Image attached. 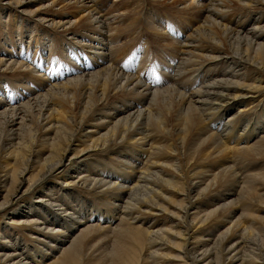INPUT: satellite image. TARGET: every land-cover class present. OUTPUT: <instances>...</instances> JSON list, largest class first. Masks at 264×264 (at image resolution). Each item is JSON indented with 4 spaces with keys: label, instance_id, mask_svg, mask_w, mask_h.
<instances>
[{
    "label": "bare ground",
    "instance_id": "bare-ground-1",
    "mask_svg": "<svg viewBox=\"0 0 264 264\" xmlns=\"http://www.w3.org/2000/svg\"><path fill=\"white\" fill-rule=\"evenodd\" d=\"M106 1L0 0L35 23L0 33V264H264V0H153L186 22L151 10L152 40L118 31L137 3Z\"/></svg>",
    "mask_w": 264,
    "mask_h": 264
},
{
    "label": "rangeland",
    "instance_id": "rangeland-1",
    "mask_svg": "<svg viewBox=\"0 0 264 264\" xmlns=\"http://www.w3.org/2000/svg\"><path fill=\"white\" fill-rule=\"evenodd\" d=\"M102 1H104V3H105V1L106 0H102ZM109 1L110 0H107L106 1V3H109ZM123 1H128L127 3H126V5H130V4H133V3H137V5L139 6V9H137V11L136 12H132V14H131V17H130V20L129 21H125V22H123L122 23V25H121V27H119L118 28V31L121 33V35L122 36H124L125 38H126V36L127 35H130V34H132V33H134L135 34V36H136V38L137 37H139V36H141V37H147L149 40H152L153 39V37H152V33L150 32V31H146L147 29H146V26H145V23L143 22V23H141L143 20H142V18L144 17V16H148V14H154V12H151V10L153 11V10H155V14H156V17H157V19L159 20V21H161V22H165V20L167 21L168 20V18L170 19H174V21H176V22H181V23H185L186 22V19L182 16V15H180L179 13H177V12H173L174 11V9L172 8V7H169V6H171L170 4H166L165 2L163 3V2H160V1H158V2H154L153 0H123ZM121 2V1H120ZM120 2H118V3H120ZM131 2V3H130ZM144 6V5H147L148 6V9H146V10H143L142 12H141V8H142V6ZM109 6V5H108ZM169 8H168V7ZM35 8H36V5H34V3L33 4H31V5H26V2L22 5V11L24 12V13H26V14H28V15H30V14H32L34 11H35ZM151 8V9H150ZM170 10V11H169ZM149 12V13H148ZM173 12V13H172ZM146 13V14H145ZM148 13V14H147ZM163 14V15H162ZM2 15H4V12H2ZM12 15H14L12 12H9V13H7L6 15H5V17L4 18H2V19H0V33H3V34H10L12 31H14V29H16V28H18V26H19V23H21V24H29V25H31L32 27H34L35 28V23L33 22V17H26V20L25 19H21V18H17V19H15V21H12ZM180 15V16H179ZM173 17V18H172ZM180 19H179V18ZM188 17V16H187ZM31 18V19H30ZM190 18V17H189ZM185 21H184V20ZM176 27H173V30H174V32L176 31ZM146 31V32H145ZM150 33V34H149ZM126 40H127V38H126ZM4 44H6V45H4ZM13 43H12V40H8V41H6V42H1L0 41V47L1 48H3V46H5V47H7V48H11L10 46L12 45ZM152 47L155 49V47H154V45L153 44H151V43H149L148 44V48L149 49H152ZM4 49V48H3ZM123 50H124V48H122ZM129 49V47L128 46H126V48H125V52L127 53V51L126 50H128ZM19 52V51H18ZM17 53V50L13 53L14 55ZM123 53H124V51H122L121 53L118 51L117 52V60L118 61H120V60H122L123 59ZM160 54H162L161 52H160ZM27 59H28V57H27ZM151 63H155V62H157V59L154 57V56H151ZM138 61H140V60H138ZM138 61H136L132 66H128V68H126V71L128 72V70L129 69H132L135 65H136V63L138 62ZM126 62V61H125ZM18 74V73H17ZM17 74H15L14 76H12L11 78H15L16 80H19L20 79V77H18L17 76ZM0 75H1V77H0V80L3 78V73L2 72H0ZM6 75V74H5ZM8 80H10L9 78H8ZM8 80H6V82H8ZM9 83V82H8ZM27 88H31L32 87V85H30V86H26ZM13 89H14V92L15 93H17L18 91H20L18 88H15V87H13ZM4 95V94H3ZM259 110V111H258ZM261 111V109H257L256 111H254L252 114L251 113H249V116H248V118H249V120H250V118H254V120L256 121L258 118H259V112ZM256 113H257V115H256ZM251 114V115H250ZM238 121H240V122H242V121H245L243 118H240V119H238ZM240 122H237V124L236 125H240L241 123ZM108 162L106 161V159L105 160H102V164H101V162H100V165L99 166H102L103 168H104V165L106 164L107 166L109 165V164H107ZM21 165V164H20ZM260 165V164H259ZM235 166H236V169H237V171H238V173L239 174H245V173H251L253 170H251V169H249L248 167H246V166H242L239 162H236L235 163ZM257 166H258V164H257ZM257 172H263V171H257ZM32 172H30V171H25V173H24V176H21L20 178H29V179H31L32 178ZM37 178V177H36ZM48 181H51V182H53V183H57V178L56 177H54V176H48L47 178H46ZM15 181L17 182V179H15ZM19 181V180H18ZM29 182H30V180H29ZM15 184H17V183H14L13 185H15ZM25 184H27V182H25ZM80 194L81 195H83V196H86L87 197V201H88V204L89 205H91L92 206V208L93 209H95V210H97V209H102V210H104L105 208H104V206L102 205V203L99 201V200H96L94 197H93V195H89V194H85V193H83V192H80ZM35 195H37V193H35V192H26L24 195H22V196H20V197H18V198H14V201H15V204H21V203H24V202H26V201H33V197L35 196ZM89 195V196H88ZM80 196V195H79ZM93 199V200H92ZM203 200H206V198L205 199H203ZM93 203H94V205H93ZM239 209H240V207H239ZM262 211L264 210V209H261ZM240 210H238V212H239ZM262 211H260V212H262ZM7 212V207L5 208V209H3V210H1L0 211V224H2V223H5L6 222V220H5V217L3 216L5 213ZM154 217H156V218H154ZM159 217V218H158ZM150 218H154L155 219V221L156 222H154L155 224V226L157 225V227H160V226H158V225H160L162 222H160V221H162L161 219H163L160 215L158 216V215H154V216H150ZM161 218V219H160ZM8 219V218H7ZM143 219H146V221H147V219H148V216H145V217H143ZM157 219L159 220V221H157ZM140 221L141 222H143L142 224H138V226L141 228V230L142 229H144L145 228V225H144V223H145V220H143L142 221V219H141V217H140ZM159 222H160V224H159ZM157 223V224H156ZM212 223V222H211ZM211 223H209L208 225H210ZM213 223H215V221H213ZM169 224V223H168ZM167 224V225H168ZM8 227H10L11 229H12V232L13 233H15V234H17L19 237H22L28 244H29V246L30 247H32V249H30L32 252L34 251V249H38L37 247H36V242H34V241H36V240H32L30 237H29V234H28V228L24 225V224H17V223H10L9 222V225H8ZM169 229H171V227H169ZM7 232H8V230H7ZM7 232H6V234H7ZM141 235V234H140ZM142 236V235H141ZM123 241H127V242H129V245H132L131 243H133L132 242V240L131 241H129V240H123ZM2 242V241H1ZM3 243V242H2ZM4 244V243H3ZM43 244V243H42ZM34 248V249H33ZM109 250V249H108ZM136 250V249H135ZM138 253H136L135 254V251H133L132 250V256L129 258V259H127V261H126V263H129V262H131V261H133L134 260V258L135 257H137V262L135 263V264H144V262L143 261H141V259H140V257H142V253L144 252L145 253V250L144 249H142V250H136ZM142 251V253H141V255H140V252ZM167 253V255H163L162 257H161V259L164 261V264H175L176 263V261H172V257L170 256V255H172L171 253L172 252H166ZM76 257H78L79 259L82 257L81 256V251L80 250H78V252H77V255H76ZM76 257H74V259L71 261V260H69L67 257H65V259H64V262H65V264H74L73 262H74V260H75V258ZM85 259H94V256L92 255V254H86V253H84V261H87V260H85ZM101 260L103 261V262H99V264H104L105 263V261H106V258L105 257H103V258H101ZM118 260H120V259H117L116 261H118ZM81 263V262H80ZM125 263V264H126ZM224 264H232V263H228V262H225Z\"/></svg>",
    "mask_w": 264,
    "mask_h": 264
}]
</instances>
